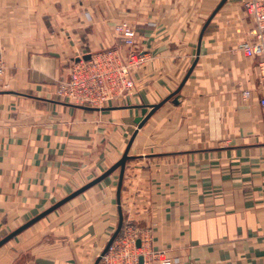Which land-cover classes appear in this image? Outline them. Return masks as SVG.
<instances>
[{"label":"crops","instance_id":"obj_1","mask_svg":"<svg viewBox=\"0 0 264 264\" xmlns=\"http://www.w3.org/2000/svg\"><path fill=\"white\" fill-rule=\"evenodd\" d=\"M0 0V236L56 197L120 169L0 247V264H96L118 228L145 231L171 264H264V81L240 51L245 0ZM129 21L149 56L105 110L56 99L73 60L118 46ZM178 95L138 129L142 104ZM251 97L245 98L244 91ZM178 99V103L174 102ZM7 228V227H6ZM145 264H162L146 257ZM99 264H106L102 260Z\"/></svg>","mask_w":264,"mask_h":264},{"label":"built area","instance_id":"obj_2","mask_svg":"<svg viewBox=\"0 0 264 264\" xmlns=\"http://www.w3.org/2000/svg\"><path fill=\"white\" fill-rule=\"evenodd\" d=\"M244 6L255 26L239 49L245 57H258V67L264 72V0H245ZM114 31L120 44L93 53L89 60L84 59V55L73 60L69 77L58 82L57 96L75 105L103 108L135 90L133 72L146 66L149 56L137 48V29L131 22L118 23ZM3 72L4 59L0 51V77ZM262 80L264 81V77ZM243 95L249 98L252 92L247 90ZM259 103L264 109V85ZM138 240L141 241L140 247L137 246ZM149 242L145 231L123 226L101 260L106 264H140V257L143 256L145 264L149 261L146 260L149 254L151 259L171 264L168 258L163 257L162 252L147 251Z\"/></svg>","mask_w":264,"mask_h":264},{"label":"water","instance_id":"obj_3","mask_svg":"<svg viewBox=\"0 0 264 264\" xmlns=\"http://www.w3.org/2000/svg\"><path fill=\"white\" fill-rule=\"evenodd\" d=\"M226 1L227 0H221L220 1L219 5L217 6V8L213 12L212 16L208 20V23L210 22L211 18L215 15V13L225 4ZM208 23H206V25H205V27H204L201 35H200V38H199V47H198V52H197L196 60L194 61V63L191 66V68L189 69L186 77L184 78V80L182 81V83L178 87V89L173 94H171L167 99L161 101L160 103L152 104V105H148V104L139 105V107L141 108V115L138 116L135 119V122L138 124V129L142 128L144 126V124L148 121V119L161 106H163L166 101H168L173 96L178 95V93L182 89L183 85L185 84V82L189 78L191 72L193 71L194 67L196 66V64L198 62L199 55L201 53V42H202V38H203V33H204V30H205L206 26L208 25ZM91 57H92V54L91 53L90 54H87V55H84V59H86V60L91 59ZM79 58L80 57H78V59ZM174 102L175 103H178V99L177 98H174ZM75 106L80 107V108H83V109H88V110H105V109L114 108V107L97 108V107H91V106H87V105H75ZM136 134L137 133L134 134V136H133V138L131 140V143H130L129 147L125 151V153L122 156V158L118 162H116L112 167H110L108 170H106L104 173H102L100 176H98L94 180L90 181L89 183H87L86 185H84L81 188L77 189L76 191L72 192L68 196H66L63 199H61L60 201L56 202L54 205H52L51 207H49L45 211L41 212L40 214H38L34 218H32L29 221H27L25 224H23L22 226L18 227L16 230H14L10 234H8L6 237H4L3 239L0 240V247L3 246L5 243H7L12 238H14L15 236H17L19 233H21L22 231H24L25 229H27L28 227H30L31 225H33L34 223H36L37 221L41 220L45 216L49 215L50 213H52L53 211H55L56 209H58L59 207H61L65 203H67L68 201H70L71 199L75 198L76 196H78L81 193L85 192L87 189H89L92 186H94V185L98 184L99 182L103 181L105 178H107L109 175H111L117 169H120V178H119V184H118V201H119V203H121V190H122V185H123V179H124V173H125L126 163L130 159V156H129V148H130V146H131V144H132V142H133ZM123 224H124V217H123L122 210L120 208V222H119L118 228L115 231L114 235L111 237V239L108 242V244L106 245V247H105L104 251L102 252V254L100 255V257L98 258L96 264H99V262L102 259V256L108 251V249L111 246V244L113 243V241L120 234V232H121V230L123 228ZM137 246L138 247L141 246V241L140 240L137 241ZM140 264H144V258H143V256L140 257Z\"/></svg>","mask_w":264,"mask_h":264},{"label":"rangeland","instance_id":"obj_4","mask_svg":"<svg viewBox=\"0 0 264 264\" xmlns=\"http://www.w3.org/2000/svg\"><path fill=\"white\" fill-rule=\"evenodd\" d=\"M0 51H1L3 59H4V72H3V74L0 77V92H5V91H7V84L6 85L4 84V77H5V73H6V70H7V63H6V57H5V50L3 49L2 46H0ZM257 75H258L259 78H263L264 77V72H263V70L261 68L258 67V65H257ZM56 99L64 101V102H67V103H71V102H68L66 99H63L60 96H56ZM2 136H3V134L1 133L0 137H2ZM66 196H68V195H66ZM63 198H64V196L63 197L62 196L56 197L53 201H51L48 204L52 206L56 202L60 201ZM40 213L41 212H39V213H37V212L28 213V216L26 218H24V220L22 219V222L25 221V223H26L27 221H29L30 219L34 218L35 216H37ZM19 222H20V220L11 222L8 218H5V220L2 223V227H4V229H5L4 232H7V234L3 235L2 237L0 236V240L3 239L4 237H6L11 232H13L14 230H16L18 227H16L15 223L18 224ZM5 244H7V243H5Z\"/></svg>","mask_w":264,"mask_h":264}]
</instances>
